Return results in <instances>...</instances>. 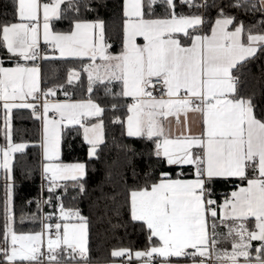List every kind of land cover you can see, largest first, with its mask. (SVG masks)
<instances>
[{
    "label": "snow or ice",
    "instance_id": "6c2138e0",
    "mask_svg": "<svg viewBox=\"0 0 264 264\" xmlns=\"http://www.w3.org/2000/svg\"><path fill=\"white\" fill-rule=\"evenodd\" d=\"M12 2L14 22H0V50L6 53L0 58L5 218L0 264H92L89 219L79 208L66 207L64 197L69 189L76 196L88 194L89 161L100 160L107 147L105 108L91 95L73 100L63 84L42 88L37 62L53 58L87 60L83 72L89 94L104 85L105 94L113 95L110 85L119 84L116 95L130 102L126 118L112 122L127 137L150 142L149 160L167 169L156 178L146 172L144 182L131 187L123 172L117 174L130 218L146 229L148 246L114 248L113 264H264V111H257L255 94L244 95L240 87L241 69L264 53V0H213L211 5L207 0H179L189 8L216 9L211 22L196 13H178L176 0H120L118 53L109 51L106 21L81 15V10H95L91 0ZM157 6H163L162 15H156ZM69 10L72 17L66 15ZM233 12L259 13L261 31L254 32ZM64 19L70 21L68 31H56L55 22ZM80 78L81 72L69 70L66 84ZM58 91L63 101L51 99ZM21 109L30 110L42 126L41 195H47L37 208L54 209L35 233L15 228V157L30 146L13 138V110ZM190 113L200 116L199 134L192 133ZM173 121L182 127L178 135L173 134ZM73 133L87 145L86 161L62 159L63 145ZM118 147L125 166L132 167L135 149ZM115 164L107 170L109 183ZM24 170L27 174L26 166ZM222 184L232 190L219 197L217 185ZM99 190L98 200L113 203L124 194L115 186L111 193Z\"/></svg>",
    "mask_w": 264,
    "mask_h": 264
},
{
    "label": "trees",
    "instance_id": "16d2710c",
    "mask_svg": "<svg viewBox=\"0 0 264 264\" xmlns=\"http://www.w3.org/2000/svg\"><path fill=\"white\" fill-rule=\"evenodd\" d=\"M178 13L204 16L211 22L215 19L216 9L214 8H189L176 0ZM202 3L204 0H196ZM92 12H84L81 15L89 20L97 17L107 23L109 30V42L112 48L109 51L118 53L120 51V39L117 33L118 16L120 13V0H91ZM211 5L213 0H207ZM64 7V6H62ZM163 6H157L156 15H162ZM239 16L248 27H252L254 32L261 31L258 27L262 17L259 13L233 12ZM66 15L72 17L74 13L69 10ZM14 22V8L12 0H0V22ZM69 19L55 22L56 31H68ZM6 53L0 50V58ZM88 61L75 59H49L43 62L41 66V85L47 89L55 85L63 84L67 91L72 94L73 100L91 98L105 108L103 116L105 125V138L107 147L101 153V159L89 161V180L88 194L76 196V193L69 189V194L64 197L66 207L79 208L81 213L89 219V248L92 264H101L113 261L110 253L114 248H131L133 251L144 250L148 246L146 229L141 227L140 222H133L130 218L129 208L126 202V192L124 186L119 182V172L124 173V179L127 186L142 184L145 180V173L151 172L152 178L159 176L161 171L167 170L162 165H157L154 158L150 161L148 152L151 148L150 142L141 141L135 138H129L123 134L120 124L112 121L119 117L121 120L126 118V105L129 100L125 97L116 95L121 91L120 85H110L113 95L105 94L104 85H96L94 91L89 94L87 91V74L83 72V65ZM69 70L81 72L80 81L73 85H67V74ZM240 85L244 95H254L253 102L257 111H264V53H257V57L251 59L245 67L241 69ZM65 99L62 91L57 92L53 99ZM115 105V108L113 107ZM13 128L14 140L16 142H26L30 146L24 154H16L15 160V197L14 213L15 228L18 232H39L41 229V220L44 216L53 212L54 209L47 205L37 208V201L41 195V149L40 143V121L35 120L30 110H13ZM0 143H3V109L0 108ZM130 145L136 151V156L132 159V167L125 166V154L118 147L119 145ZM131 154H129L130 156ZM62 159L66 163L87 160V145L83 144L79 135L73 133L67 138L63 145ZM116 162L112 169V182L106 181V174L110 164ZM27 167V174L25 172ZM133 167L135 171H133ZM124 193L117 196L115 203L112 201L98 200L100 197V188L105 193H111L114 190ZM232 190V185H217V196L222 197L225 193ZM44 193L43 198H46ZM76 196L73 200L72 197ZM31 200L29 204L27 201ZM23 218V222H21ZM4 206H3V187L0 182V233L4 226ZM55 222V219L52 221ZM133 260L131 264H137ZM129 264V262H128Z\"/></svg>",
    "mask_w": 264,
    "mask_h": 264
},
{
    "label": "crops",
    "instance_id": "0c3cea01",
    "mask_svg": "<svg viewBox=\"0 0 264 264\" xmlns=\"http://www.w3.org/2000/svg\"><path fill=\"white\" fill-rule=\"evenodd\" d=\"M5 66H11V65L6 62L5 63ZM55 99L56 100H60V101H63L64 100V99H57V98H55ZM87 99L88 98L78 99V100H87ZM127 99L130 102V98H127ZM181 119H183V117ZM189 122H190V125H191L192 133L193 134H199L201 132V130H202V125H201V122H200V116L198 114H192V113H190L189 114ZM41 127L42 126H41V122H40V137H41ZM172 131H173V134L174 135H178L180 133V131H182V127L181 128H176L175 121H173V123H172ZM250 226H251V223H250ZM41 227H42V225H41ZM40 231H41V229H40ZM27 233H30V232H27ZM31 233H35V232H31ZM253 245L254 246H258V242H255L254 241L253 242ZM225 247H227L229 250H231L230 245H225ZM171 259L175 260L177 258H171ZM101 264H113V261L106 262V263H101ZM137 264H139V262H137ZM188 264H191V262H188Z\"/></svg>",
    "mask_w": 264,
    "mask_h": 264
},
{
    "label": "built area",
    "instance_id": "2783aa9c",
    "mask_svg": "<svg viewBox=\"0 0 264 264\" xmlns=\"http://www.w3.org/2000/svg\"><path fill=\"white\" fill-rule=\"evenodd\" d=\"M203 3V2H202ZM45 50V52L49 55V56H53V57H58V53H52V51H51V49H49V48H45L44 49ZM55 59V58H54ZM56 59H58V58H56ZM44 61H46V60H44ZM44 61H38L37 63L40 65V68H41V66H42V64H43V62ZM41 87L42 88H44L42 85H41ZM157 87H159V85H157ZM45 89V88H44ZM155 95H160V93L159 92H156V93H154ZM166 98V97H165ZM51 99H53V98H51ZM41 188H42V184L44 183L43 182V180H42V176H41ZM43 197L41 196L40 197V200L42 199ZM42 228V227H41ZM188 262H191V261H188ZM124 264H128V262L127 261H125L124 262Z\"/></svg>",
    "mask_w": 264,
    "mask_h": 264
}]
</instances>
